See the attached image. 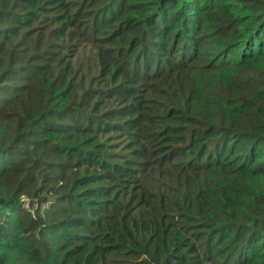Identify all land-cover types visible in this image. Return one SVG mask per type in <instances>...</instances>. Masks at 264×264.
Returning <instances> with one entry per match:
<instances>
[{"label":"trees","instance_id":"1","mask_svg":"<svg viewBox=\"0 0 264 264\" xmlns=\"http://www.w3.org/2000/svg\"><path fill=\"white\" fill-rule=\"evenodd\" d=\"M0 264H264V0H0Z\"/></svg>","mask_w":264,"mask_h":264}]
</instances>
